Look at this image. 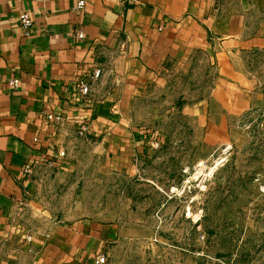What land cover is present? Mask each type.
<instances>
[{
	"label": "rangeland",
	"instance_id": "obj_1",
	"mask_svg": "<svg viewBox=\"0 0 264 264\" xmlns=\"http://www.w3.org/2000/svg\"><path fill=\"white\" fill-rule=\"evenodd\" d=\"M250 15L230 69L212 50L159 77L97 59L89 130L42 125L52 153L18 227H119L105 264H264V11Z\"/></svg>",
	"mask_w": 264,
	"mask_h": 264
},
{
	"label": "crops",
	"instance_id": "obj_2",
	"mask_svg": "<svg viewBox=\"0 0 264 264\" xmlns=\"http://www.w3.org/2000/svg\"><path fill=\"white\" fill-rule=\"evenodd\" d=\"M79 1L0 0V264H98L118 236L119 227L91 220L39 232L15 223L29 194L26 167L52 153L40 133L43 118L52 112L80 123L88 105L73 102L74 89L97 59L159 77L212 50L220 70L230 69L250 13L264 11V0H85L78 12ZM23 12L34 20L30 37L19 23Z\"/></svg>",
	"mask_w": 264,
	"mask_h": 264
},
{
	"label": "built area",
	"instance_id": "obj_3",
	"mask_svg": "<svg viewBox=\"0 0 264 264\" xmlns=\"http://www.w3.org/2000/svg\"><path fill=\"white\" fill-rule=\"evenodd\" d=\"M86 7V1L85 0H80L79 3L77 4L76 11L81 12L85 9ZM19 23L24 31V36L25 37H30L33 34V28H34V20L31 17V15L28 12H23L19 16ZM85 38V34L82 31H79L76 34V39L78 41H81ZM102 74V71L99 69H95L88 77L86 80L82 81L79 83L75 89H74V98L73 102L77 105H86L87 103H90V97L92 93V82L98 80ZM9 85L11 88H18L20 85V80L19 79H13ZM44 123L51 125V126H56V125H61L65 122V118L62 115H58L52 112H48L45 114L43 118ZM80 125V130L82 131V134L87 132L89 130V126L87 123L82 122L79 123ZM32 168L30 166H27L25 169L26 175L31 174ZM107 262V258L105 255H99L97 258V263L98 264H105Z\"/></svg>",
	"mask_w": 264,
	"mask_h": 264
}]
</instances>
